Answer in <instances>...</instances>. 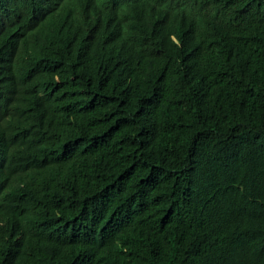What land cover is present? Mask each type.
Here are the masks:
<instances>
[{
    "label": "trees",
    "instance_id": "1",
    "mask_svg": "<svg viewBox=\"0 0 264 264\" xmlns=\"http://www.w3.org/2000/svg\"><path fill=\"white\" fill-rule=\"evenodd\" d=\"M0 264H264V0H0Z\"/></svg>",
    "mask_w": 264,
    "mask_h": 264
},
{
    "label": "bare ground",
    "instance_id": "2",
    "mask_svg": "<svg viewBox=\"0 0 264 264\" xmlns=\"http://www.w3.org/2000/svg\"><path fill=\"white\" fill-rule=\"evenodd\" d=\"M83 116V115H82Z\"/></svg>",
    "mask_w": 264,
    "mask_h": 264
}]
</instances>
